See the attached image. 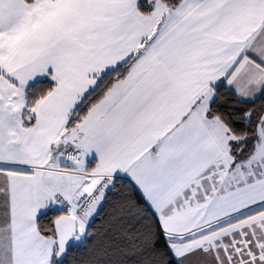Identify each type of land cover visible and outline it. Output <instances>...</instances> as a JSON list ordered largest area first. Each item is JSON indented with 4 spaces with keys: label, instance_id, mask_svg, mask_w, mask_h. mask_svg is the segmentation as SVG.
Segmentation results:
<instances>
[{
    "label": "snow or ice",
    "instance_id": "snow-or-ice-1",
    "mask_svg": "<svg viewBox=\"0 0 264 264\" xmlns=\"http://www.w3.org/2000/svg\"><path fill=\"white\" fill-rule=\"evenodd\" d=\"M261 99L264 0H0V264H264Z\"/></svg>",
    "mask_w": 264,
    "mask_h": 264
},
{
    "label": "trees",
    "instance_id": "trees-1",
    "mask_svg": "<svg viewBox=\"0 0 264 264\" xmlns=\"http://www.w3.org/2000/svg\"><path fill=\"white\" fill-rule=\"evenodd\" d=\"M221 91L225 99H235L226 88ZM244 107H255L258 111L259 109L264 108V99L257 101L254 106L248 105ZM126 201L137 206H143L142 198L137 191L133 189L130 182L124 178H120L116 181L115 191L109 194V199L105 203L102 211L97 217H95L94 229L101 233L116 235L122 227L132 223L133 221L131 218L126 216L116 218L120 205ZM52 218H54V216L50 214L48 218L42 219L41 223L47 224ZM89 255L90 253L81 249L69 256L68 264H80L81 257L87 258ZM113 259L119 262V264H139V257L136 255H121L117 253Z\"/></svg>",
    "mask_w": 264,
    "mask_h": 264
},
{
    "label": "crops",
    "instance_id": "crops-1",
    "mask_svg": "<svg viewBox=\"0 0 264 264\" xmlns=\"http://www.w3.org/2000/svg\"><path fill=\"white\" fill-rule=\"evenodd\" d=\"M120 178H124V179H126V180H128L129 181V179L127 178V177H125L123 174H121L120 175ZM137 193L140 195V193L137 191ZM141 197V196H140ZM142 198V197H141Z\"/></svg>",
    "mask_w": 264,
    "mask_h": 264
}]
</instances>
